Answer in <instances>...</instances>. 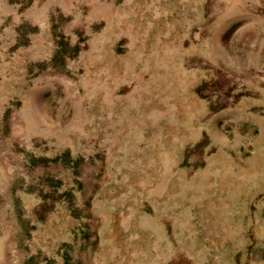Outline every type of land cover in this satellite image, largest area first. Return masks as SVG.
<instances>
[{
    "label": "rangeland",
    "instance_id": "obj_1",
    "mask_svg": "<svg viewBox=\"0 0 264 264\" xmlns=\"http://www.w3.org/2000/svg\"><path fill=\"white\" fill-rule=\"evenodd\" d=\"M264 0H0V264H264Z\"/></svg>",
    "mask_w": 264,
    "mask_h": 264
},
{
    "label": "crops",
    "instance_id": "obj_2",
    "mask_svg": "<svg viewBox=\"0 0 264 264\" xmlns=\"http://www.w3.org/2000/svg\"><path fill=\"white\" fill-rule=\"evenodd\" d=\"M259 149V155L263 154L264 152L262 151L261 147L258 148ZM256 157V156H255ZM250 158L247 160L246 164H248L249 166L252 165L253 170H258L259 173L262 175H264V160L263 162L260 161V159H256V158Z\"/></svg>",
    "mask_w": 264,
    "mask_h": 264
}]
</instances>
